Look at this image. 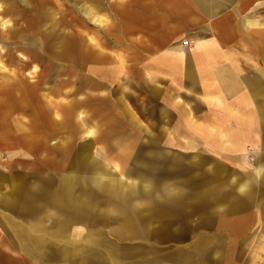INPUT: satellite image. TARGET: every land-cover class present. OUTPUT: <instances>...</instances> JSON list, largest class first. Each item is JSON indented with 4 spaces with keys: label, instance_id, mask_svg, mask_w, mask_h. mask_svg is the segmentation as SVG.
Returning <instances> with one entry per match:
<instances>
[{
    "label": "bare ground",
    "instance_id": "6f19581e",
    "mask_svg": "<svg viewBox=\"0 0 264 264\" xmlns=\"http://www.w3.org/2000/svg\"><path fill=\"white\" fill-rule=\"evenodd\" d=\"M18 1L28 8L33 3ZM98 1L77 4L86 21L100 25ZM125 1L113 7L127 19ZM181 8L184 18V10H193L199 15L193 19H215L228 44L249 49L241 35L254 34L264 65V18L254 14H264V0H183ZM58 10L41 6L43 31L34 43L43 54L49 50L52 63L71 66L66 79L56 80L61 65L46 73L47 84L40 82L39 65L24 56L12 68L0 61V169L10 168L0 207L22 221L7 223L27 241L25 252L41 264H244L234 260L233 234L249 228L248 211L255 210L251 229L261 227L264 213V81L244 77L253 95H241L233 108L194 50L201 85L213 95L200 102L223 111L214 125L203 123L195 117L199 106L152 85L142 54L92 52L87 22L66 21ZM22 16L0 0V53L4 40L22 39L15 22ZM177 58L167 55L159 64L172 71ZM129 71L146 95L140 114L126 101L136 106L137 98L126 96L119 82ZM220 75L232 77L223 69ZM119 90L124 98H116ZM177 145L184 151L175 153ZM177 219L184 228L174 227Z\"/></svg>",
    "mask_w": 264,
    "mask_h": 264
},
{
    "label": "rangeland",
    "instance_id": "374dc122",
    "mask_svg": "<svg viewBox=\"0 0 264 264\" xmlns=\"http://www.w3.org/2000/svg\"><path fill=\"white\" fill-rule=\"evenodd\" d=\"M78 0H49L43 2V0H33L31 8H28L21 4L18 0H5V5L9 7V10L19 11L20 14H23L22 17H15L16 24L20 27L23 37L22 39H12V40H4L2 43V47L4 48V53H0V61L6 66L7 68H12L16 61L19 58H23L28 60L30 63H36L39 65L40 70H43L45 76L41 78L40 82L44 83L48 76L46 73H53L56 72L57 69L63 67L64 69L58 73L59 77H56V80L66 79L70 73L71 66L65 65V62L61 60H56L53 63L51 62V54L49 50L45 49V53L39 49H37L35 45V39L41 36V32L43 31V17L41 16L40 10L41 6L44 4H52L58 10V13L64 15L66 21H70L73 19V16L83 20L84 19V11L83 8L77 4ZM117 0H99V11L100 15L104 17L103 24H97L94 21L88 19H84L87 24L89 25V34L92 42L90 43V47L92 52H96L99 50L104 51L108 56L113 54H118L121 57H127L130 53H140L142 54L145 59L140 61L141 64H146L147 66H151V74L154 76V84L155 87H159L162 85L166 87V90L172 94L173 97L181 96L187 99V96L182 91V86H184V72L182 75H178L176 79L175 74L172 77L170 72L159 69L160 65H158V59L166 54L172 48L181 49L182 55L184 56V47H192L193 41L189 39V37H184V34L177 38H170L167 33H165L164 29H158L156 26L157 19H181V3L180 0H126L125 1V11L127 19L125 16L119 14L114 10L113 3ZM121 1V0H120ZM127 2V4H126ZM6 10V9H5ZM8 11V10H7ZM255 17L264 18V14L261 13V10L258 9L255 13ZM9 17L10 14L8 13ZM18 14H16L17 16ZM60 17V16H59ZM22 19V20H21ZM64 24L67 23L64 21ZM136 38L141 43H146L150 45L151 48H146V46L142 45H134L131 43L130 38ZM188 43V45H185ZM162 48L160 49L161 52L156 51L155 48ZM42 52V53H41ZM25 61V60H24ZM77 66V65H76ZM78 69L79 67H75ZM245 71V75L251 80L257 78L256 76L260 73L259 66L254 63V66H247ZM181 71V70H180ZM132 72H127L126 75L120 74L119 75V82L125 88L124 94L126 96H133L136 97V106L135 104L126 97V101L130 102L133 107V110L136 114L141 113V106L147 104L146 95L141 93L137 90V86L132 81ZM130 80V84L127 81ZM175 80V81H174ZM178 80V81H176ZM183 80V82L179 83V89L177 87V82ZM166 81V85L163 84ZM53 82H57L53 80ZM49 81L47 80V82ZM109 91H113L114 88L108 84ZM247 88V87H246ZM184 90V89H183ZM244 91L247 92L245 89ZM119 94L116 95V98H124L122 95L121 90L118 91ZM195 99V100H194ZM192 106H199L195 101L197 98L194 97L191 99ZM194 102V103H193ZM200 111L195 115V117L206 124H211L213 120H216L213 113L209 115L206 110L201 105L199 106ZM144 123L148 124V122L144 121ZM177 140H180V136H177ZM201 148V147H198ZM182 148L176 147L173 148L175 153H179ZM183 151V150H182ZM198 154L203 156H209L202 151H196ZM250 154L249 160L252 161L253 158ZM6 170L9 171L10 168L7 166ZM203 211L205 210L203 207ZM255 210L248 211V218L250 220V226L247 230L243 233L238 232L233 234L234 238L236 239L237 249L236 255L234 256V260L237 262H241L244 264H264V213L261 217V227L260 228H253L252 222L254 221ZM178 218V217H177ZM181 219V218H180ZM184 220V218H183ZM183 227L184 224L177 219L176 224L174 227ZM213 230V227L210 229ZM243 239V242H241ZM188 243L189 241H183V245ZM241 242V244H240ZM175 245L174 243H170V245ZM175 246L170 247L176 248Z\"/></svg>",
    "mask_w": 264,
    "mask_h": 264
},
{
    "label": "crops",
    "instance_id": "0c3cea01",
    "mask_svg": "<svg viewBox=\"0 0 264 264\" xmlns=\"http://www.w3.org/2000/svg\"><path fill=\"white\" fill-rule=\"evenodd\" d=\"M180 3L183 4V0H180ZM184 11L188 15L185 18L184 12L181 8V19L156 20L157 28L164 29L165 33H167L170 38H177L184 34V37H189V39L193 41L192 47H184V56L180 51L181 49L178 50L172 48L174 50L173 53H170L172 49H166V51H169V54L168 52L166 54L164 53L162 57H165L167 55L172 57L177 56L179 58V62L175 65V70L168 71L166 68H163L161 66L159 69L165 71L164 73L170 72L172 74V77H174L173 74H175L176 79L178 78V75H182V73L184 72V82L183 80H179V82H177V87L179 86L180 82L184 83V86L180 88L187 96V99L184 98V101L192 104V102H190L192 101L191 99L196 97L197 101L195 102L199 104V106H203L200 102L201 97L204 96L205 98H207L213 95L206 92L203 85H201V79L199 78L201 74L198 72L200 63H197L196 58L193 56L194 50H196V52L199 51L202 53L203 59L206 61V66L207 68H209V72L212 76V79L214 80V83L218 85L217 87L223 94V100L225 101V103L231 105L233 108L238 107V101L241 95H253L252 90H250L244 77L247 78L249 83H252L257 79L258 81H264V65L261 59V53L258 50L259 48L257 47L256 42L253 38L254 34L246 33L241 35L242 41L249 46V49H243L237 42L228 44L223 41L221 33L217 30L215 19H193L190 17V15L194 17L195 15H198L197 13H195L193 10ZM160 58L157 61L158 65H160ZM236 58H238L237 65H239L240 69L243 71L242 75L238 77V80L235 79L232 72V62ZM255 62L256 65L259 66L260 73L256 76L257 78H255L254 80H250L245 75V68L247 66L253 67ZM150 67H152V65ZM220 69H223V73H225L226 75L228 73L230 76L231 73L232 77L230 76L229 79L226 78L229 82L221 79L222 76L220 75ZM241 77L243 78L241 79ZM163 84L166 85V82ZM160 86L163 87L162 85ZM245 89L247 90V92L244 91ZM213 91H215V89ZM188 92L190 93L188 94ZM177 97L182 98L178 95L175 97L172 96L173 99ZM203 108L206 110L205 113H207L208 115L210 113H213L211 115H213L216 120H213L211 124L216 123L217 120L223 116V111L214 106H203ZM182 146L183 145H177V147L180 148ZM181 150L184 151L183 147ZM0 173H2L0 179V191L2 193H5L9 188V182L7 179H5L6 175L8 174L6 167L0 169ZM8 220H16L22 222L17 217V213H13L8 209H3L2 207H0V264H41L39 263V261L33 260L30 255L25 252L24 248L28 245L27 241L21 239L20 236H18L17 232L14 231L12 227L7 223Z\"/></svg>",
    "mask_w": 264,
    "mask_h": 264
},
{
    "label": "built area",
    "instance_id": "2783aa9c",
    "mask_svg": "<svg viewBox=\"0 0 264 264\" xmlns=\"http://www.w3.org/2000/svg\"><path fill=\"white\" fill-rule=\"evenodd\" d=\"M185 45H188V43H185Z\"/></svg>",
    "mask_w": 264,
    "mask_h": 264
}]
</instances>
